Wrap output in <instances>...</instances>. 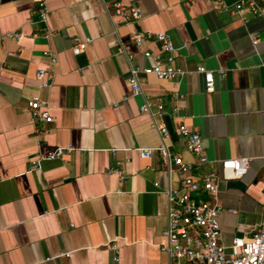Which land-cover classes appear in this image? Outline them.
Masks as SVG:
<instances>
[{"label":"crops","instance_id":"obj_1","mask_svg":"<svg viewBox=\"0 0 264 264\" xmlns=\"http://www.w3.org/2000/svg\"><path fill=\"white\" fill-rule=\"evenodd\" d=\"M111 1L44 0L40 22L37 0H0V264H170L160 250L164 191L177 188L181 175L168 171L155 149L163 143L184 162L196 161L176 123L201 137L207 159L201 170L218 172L219 161L248 159L244 189L217 184L221 242L250 236L262 221L264 15L218 9L238 0H120L141 9L137 32L169 37L175 64L185 71L172 82L140 81L147 101L163 103L169 137L162 141L138 113L142 99L130 96L127 63L115 54L122 46L144 67L150 60L141 52L155 54L158 45L145 40L135 47ZM255 1L264 11V0ZM13 33L19 37H6ZM74 40L85 43L76 56ZM198 66L213 72L212 93L204 92ZM38 69L53 73L48 88L34 79ZM173 93L182 99L172 115ZM30 97L45 102L51 123L31 119ZM59 147L71 150L43 159ZM140 149H154L151 158L140 159ZM33 161L38 168L30 171ZM112 241L116 261L107 249Z\"/></svg>","mask_w":264,"mask_h":264},{"label":"built area","instance_id":"obj_2","mask_svg":"<svg viewBox=\"0 0 264 264\" xmlns=\"http://www.w3.org/2000/svg\"><path fill=\"white\" fill-rule=\"evenodd\" d=\"M35 13L40 22L45 21L46 7L44 0H37ZM111 13L122 19L124 25L131 27L129 39L135 47L139 48L145 40H153L158 45V51L151 54L142 51L141 55L150 60L148 66L140 67L133 63V56L122 46H118L115 54L122 55L127 63V75L125 82L130 90L131 97H141L142 101L138 107V113L150 119L151 126L159 132L161 140L169 137V132L162 120L165 117L163 103L160 99L147 101L140 89L142 77L151 76L160 81H175L185 74V71L175 64V48L169 37L162 32L139 33L135 29L137 21L141 18V9L137 6L125 4L120 0H112ZM222 13L242 14L251 16H263V7L255 0H238L232 9L226 6H218ZM246 21L245 19L243 20ZM116 27V26H115ZM49 33H45L47 37ZM9 39H17L18 33L6 35ZM253 44L256 40L252 41ZM85 43L73 41L70 52L76 56L83 53ZM49 58L50 65H54L55 57L45 51L42 54ZM195 72L202 76L203 90L212 93L213 72L201 66L196 67ZM219 76L223 71H216ZM53 73L44 69H38L34 73V79L39 82L40 87L48 88ZM182 99V95L173 93L170 101L173 106L171 114L177 111L176 102ZM31 119L40 120L43 123H51L52 117L46 109V104L38 97H30L26 103ZM171 116V115H170ZM175 129L183 138L184 150L194 156V164L186 163L179 155H172L165 145L161 143L155 151L158 153L164 167L174 170L181 179L178 187L164 191L167 203L166 225L161 233L164 243L160 250L164 252L170 264H264V207L261 213V223L248 237L235 236L228 245L221 242V232L218 225V215L223 210L217 196V184L219 181L227 182L239 180L245 174L248 159H225L219 161V171L201 170V166L207 163L204 154L201 137L190 132L182 123H176ZM70 148H56L43 157L45 160L60 158L64 153L70 152ZM154 149H140L137 151L140 159H149ZM38 168L36 161L31 163L30 171ZM197 170L198 174H191ZM109 173L118 174L116 170ZM264 188V175L261 178ZM107 249L114 253L113 261H116L118 251L114 241L107 244ZM64 256H67L65 254Z\"/></svg>","mask_w":264,"mask_h":264},{"label":"water","instance_id":"obj_3","mask_svg":"<svg viewBox=\"0 0 264 264\" xmlns=\"http://www.w3.org/2000/svg\"><path fill=\"white\" fill-rule=\"evenodd\" d=\"M225 187L227 189H235L238 191H241L242 189H244V184L243 182L239 179V180H232V181H227L225 182Z\"/></svg>","mask_w":264,"mask_h":264}]
</instances>
